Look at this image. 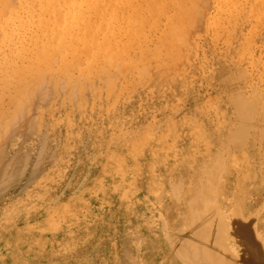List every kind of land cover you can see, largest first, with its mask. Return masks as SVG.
Instances as JSON below:
<instances>
[{"label":"rangeland","instance_id":"374dc122","mask_svg":"<svg viewBox=\"0 0 264 264\" xmlns=\"http://www.w3.org/2000/svg\"><path fill=\"white\" fill-rule=\"evenodd\" d=\"M4 1L0 264H264V1L160 0L133 44L124 17L149 0L113 18L106 0ZM95 2L125 70L54 51L53 24L100 23Z\"/></svg>","mask_w":264,"mask_h":264},{"label":"bare ground","instance_id":"6f19581e","mask_svg":"<svg viewBox=\"0 0 264 264\" xmlns=\"http://www.w3.org/2000/svg\"><path fill=\"white\" fill-rule=\"evenodd\" d=\"M101 0H98V2H100ZM137 1V0H136ZM146 1V0H145ZM148 1V0H147ZM151 1V2H150ZM167 1V0H166ZM173 1H175V0H173ZM181 1V0H180ZM189 1V0H188ZM191 2H193L192 0H190ZM247 1V0H246ZM264 1V0H263ZM5 1L3 0V3H4ZM103 2V1H102ZM116 2H118V1H116ZM148 2H150V3H148ZM147 2V4H149V5H147L145 2H144V5H147V7L148 8H146V10L145 11H141V13H139L140 11H139V9H137L136 8V10L134 9V7H133V9H134V11L135 12H137V13H132L133 12V9H132V11H131V13H132V15H129L130 14V12H129V14H127L128 13V11L127 10H130V7L131 6H133V4H132V1H131V4L132 5H130V4H127V2H126V4H123L122 5V3H123V1H122V3H121V5H120V3L118 2V3H116V4H114L115 3V0L113 1V0H108V2H107V0L104 2V3H108L107 5H108V12H110V14L112 15V18L115 16V15H117V12H118V10H122L121 12H123L124 13V11H127V15H129V17H127L126 15H124V14H122L123 16H126V17H124L125 19H126V27L129 25L130 27H135L136 29H134L133 27H132V30L128 33V34H126V33H123L122 32V34L125 36V41H126V39H127V36H128V40H129V43L130 42H132V43H130V44H133V42L136 40V39H141V35H142V30H143V28H144V26H150L151 24H150V22H149V19H148V17H150V18H152L151 16H153V17H155L156 15L154 14L155 12H156V10H159L158 8H162V4L160 5L161 7H158L159 6V3H160V0H149ZM6 3V2H5ZM5 3H4V5H5ZM96 3V7L94 8V9H96L95 11H96V14H94V18H95V15H97V17L101 20V22L100 23H98V24H95L96 22L95 21H90V20H84V18L82 17V16H80L79 18H78V20L75 22V23H70V24H67L66 23V21L64 20V19H61V20H59L58 22H55L54 24H53V26H52V30H54V33L52 34V36H51V40H52V45H53V47L55 48H52V49H54V51H58L59 49H56V47L57 48H59L60 47V49H62V46L64 45V43L66 42V41H69L70 42V44H71V46L73 47V52H74V54H75V56L74 57H76V58H74V59H76L77 60V58L78 59H81V57L83 58V57H85V61H83L82 59V61L83 62H85L86 64H87V72L88 73H90L91 72V70L94 68L93 67V63H95L94 61L96 60V55H103V58H102V56H101V58L104 60V58L105 57H107L108 59H111L112 60V63H110V65L112 66V68L114 67V66H116V64H114L113 62H119V64L120 63H122V57H123V52H125V49L127 48H123L122 47V49H120V48H118L119 50H117V48H116V50L114 51L111 47H113V46H111V45H113L112 43H110V42H107V39L105 38V39H103L105 42L104 43H102V41L100 40V43H98L97 41V39H98V34L100 35V37L102 36V34H103V32L102 33H100L99 32V30H102V31H104L105 29V27H107L108 25H109V23L108 22H105V16H106V13H105V11L106 10H104V9H106V7L103 9V7H104V4H103V7H101V3H100V7L101 8H98L99 7V5L97 4V2H95ZM124 3H125V1H124ZM140 4H142L143 2H142V0L139 2ZM172 3V2H171ZM260 3H261V1H260ZM93 4V3H92ZM135 5H136V3H134ZM181 4V3H180ZM255 4H257V3H255ZM1 5H3V4H0V7H3V6H1ZM6 5H7V3H6ZM5 5V7H6V9H7V7H8V5L6 6ZM95 5V4H94ZM94 5H92V8H93V6ZM106 5V4H105ZM164 5V4H163ZM233 5V4H232ZM236 5V4H235ZM136 6H138V4L136 5ZM167 6V5H166ZM236 6H238V5H236ZM264 6V5H263ZM139 8L141 7V5L140 6H138ZM164 7H165V5H164ZM252 7V6H251ZM262 7V6H261ZM4 8V7H3ZM92 8H91V11H92ZM98 8V9H97ZM143 8V9H142ZM141 9L142 10H144L145 9V7H142ZM255 8V7H254ZM1 10L0 11H2V8H0ZM6 9L4 8V10L6 11ZM88 9V8H87ZM167 9V8H166ZM234 9V8H233ZM262 9V8H261ZM179 10V9H178ZM232 10V9H231ZM8 11H9V9H8ZM89 11V10H88ZM242 11V10H241ZM252 11H253V9H252ZM262 11V10H261ZM3 12V11H2ZM7 12V11H6ZM6 12H4V13H6ZM10 12V11H9ZM90 12V11H89ZM107 12V11H106ZM191 12V11H190ZM189 12V13H190ZM158 13V12H157ZM188 13V12H187ZM262 13V12H261ZM110 14H108L109 15V17H110ZM121 14V13H120ZM136 14H138V16L136 15ZM230 14V13H229ZM237 14V13H236ZM0 15H2L1 13H0ZM119 15V14H118ZM122 15H120V16H122ZM181 15V14H180ZM188 15V14H187ZM5 16H6V14H5ZM92 16V15H91ZM131 16V17H130ZM136 16V17H135ZM171 16V15H170ZM262 16V15H261ZM9 17V16H8ZM87 17H88V15H87ZM89 17H90V15H89ZM96 17V18H97ZM108 17V18H109ZM158 17H159V14H158ZM167 17V16H166ZM169 17V16H168ZM185 17V16H184ZM188 17H189V15H188ZM188 17H185V18H187L188 19ZM5 18V17H4ZM120 18H122V17H120ZM172 18L174 19L175 17H173L172 16ZM264 18V17H263ZM10 19V18H9ZM89 19V18H88ZM155 19V18H154ZM156 19H157V16H156ZM166 19V18H165ZM189 19H190V17H189ZM245 19V18H244ZM98 20V19H97ZM158 20V19H157ZM169 20H171L170 18H169ZM2 21H3V19H2ZM5 21V20H4ZM172 21V20H171ZM93 22H95V23H93ZM99 22V21H98ZM125 22V21H124ZM134 22V23H133ZM152 22V21H151ZM158 23H159V21H157ZM174 21H172V23H173ZM256 22V21H255ZM108 23V24H107ZM112 23V22H111ZM152 23H154V22H152ZM176 23V22H175ZM185 23V22H184ZM5 24V23H4ZM147 24H150V25H147ZM174 24V23H173ZM256 24H258V23H256ZM262 24V23H261ZM112 25V24H111ZM169 26H170V24H168ZM175 25V24H174ZM176 25H178V24H176ZM41 26V25H40ZM55 26H56V28H55ZM139 26H141V30H140V28H139ZM165 26V25H164ZM7 27V26H6ZM114 27V26H113ZM168 27V26H167ZM253 27V26H252ZM256 27V26H255ZM75 28H77V29H79V28H82L83 29V36H82V38H80V39H77V38H75V37H73L72 35V33H73V31H74V29ZM149 28V27H148ZM153 28V27H152ZM157 28V27H156ZM56 29V30H55ZM76 29V30H77ZM111 29V28H110ZM168 29H170V28H168ZM173 29H175V28H173ZM46 29H44V31H45ZM129 29L127 28V31H128ZM136 30H138V31H136ZM255 30V29H254ZM47 31V30H46ZM56 31V32H55ZM106 31V33L108 34V32H107V30H105ZM105 31H104V33H105ZM110 31V30H109ZM115 31V30H114ZM113 31V32H114ZM120 31H122V29L120 30ZM126 30H124V32H125ZM126 31V32H127ZM174 31V30H173ZM39 32H41V30L39 31ZM81 32H82V30H81ZM116 32V31H115ZM175 32V31H174ZM254 32V31H253ZM42 33H43V31H42ZM41 33V34H42ZM50 33H52V32H50ZM176 33V32H175ZM40 34V35H41ZM44 34V33H43ZM42 34V35H43ZM78 34V33H77ZM76 34V35H77ZM111 34V33H110ZM115 34V33H114ZM127 36H126V35ZM149 34V33H148ZM166 34H167V32H166ZM6 35V34H5ZM41 35V36H42ZM48 35V34H47ZM104 35V34H103ZM116 35H117V33H116ZM115 35V36H116ZM118 35H119V32H118ZM123 35H120V36H123ZM146 35V34H145ZM256 35V34H255ZM40 36V37H41ZM45 36H46V32H45ZM105 36V35H104ZM112 36H113V34H112ZM115 36H114V38H115ZM123 36V37H124ZM150 36V35H149ZM163 36V35H162ZM181 36V35H180ZM36 37H37V35H36ZM44 37V36H43ZM81 37V36H80ZM108 37V36H107ZM144 37V36H143ZM39 38V37H38ZM37 38V39H38ZM180 38V37H179ZM101 39H102V37H101ZM109 39H111V38H109ZM108 39V40H109ZM36 40V39H35ZM41 40V39H40ZM116 40V39H115ZM49 41V40H48ZM54 41V42H53ZM111 41V40H110ZM114 41V40H113ZM176 41V40H175ZM253 41V40H252ZM39 42V41H38ZM44 42H45V38H44ZM44 42H43V44H44ZM115 42V41H114ZM138 42V41H137ZM102 43V44H101ZM139 43H140V41H139ZM39 44V43H38ZM42 44V43H41ZM46 44V43H45ZM44 44V46H45V48H46V51H48V48H50L51 49V44L48 46V48H47V45H45ZM109 44H110V46H109ZM115 44V43H114ZM136 44H138V43H136L135 42V45ZM163 44V43H162ZM251 44V43H250ZM117 45H118V43H117ZM117 45L115 46V47H117ZM127 45V44H126ZM129 45V44H128ZM173 45V44H172ZM42 46V45H41ZM137 46V45H136ZM135 46V47H136ZM140 46V45H139ZM170 46V45H169ZM174 46V45H173ZM43 47V46H42ZM71 47V48H72ZM129 47H130V45L128 46V50H129ZM134 47V46H133ZM132 47V45H131V47L130 48H133ZM170 47H172V46H170ZM142 48H144V47H142ZM163 49V48H162ZM41 49H39V53H41L42 51H40ZM45 49H44V47H43V51H44ZM122 50V51H121ZM131 50V49H130ZM130 50L129 51H127L126 50V53H128V52H130ZM46 51L44 52V53H46ZM53 51V52H54ZM60 51V50H59ZM58 51V52H59ZM135 51V50H134ZM57 52V53H58ZM131 52H132V50H131ZM250 52V51H249ZM38 53V54H39ZM43 53V52H42ZM43 53V56L45 55ZM48 53V52H47ZM47 53H46V55L45 56H47ZM55 53V52H54ZM54 53H53V55H54ZM51 55H52V53H50ZM42 55V54H41ZM52 55V56H53ZM142 55H143V53H142ZM40 55H38V57H39ZM150 57V56H149ZM107 58H105V59H107ZM116 58H117V61H116ZM131 58V57H130ZM71 59V58H70ZM107 59V60H108ZM65 60H66V58H65ZM129 60V59H128ZM131 60V59H130ZM130 60H129V62H130ZM78 61V60H77ZM100 61V60H99ZM109 61V60H108ZM65 62V61H64ZM71 62V61H70ZM70 62H68V65L66 64V63H64V64H66L68 67L69 66H71V63ZM73 62V61H72ZM75 62V61H74ZM97 62V61H96ZM105 62V61H104ZM76 63V62H75ZM74 63V64H75ZM98 63V62H97ZM131 63V62H130ZM70 64V65H69ZM81 64V63H80ZM105 64V63H104ZM113 64V65H112ZM51 65H52V62H51ZM98 65V64H97ZM100 65H102L101 63H100ZM121 66L120 67H122V64H120ZM47 66V65H46ZM49 66V65H48ZM47 66V67H48ZM78 66H79V64H78ZM132 66V65H131ZM164 66V65H163ZM172 66V65H171ZM83 67H84V63H83ZM120 67H118L119 69H120ZM49 68H50V66H49ZM79 68V67H78ZM122 68H124V66L122 67ZM65 69H67V68H65ZM74 69V68H73ZM76 69V68H75ZM118 69V70H119ZM130 69V68H129ZM80 70V69H79ZM101 70V69H100ZM104 70V69H103ZM110 70V69H109ZM124 70H125V68H124ZM124 70L123 71H119V72H124ZM75 70H72V72H74ZM76 72H77V69H76ZM118 72V74H120ZM132 72V71H131ZM67 73H68V71H67ZM93 73V72H92ZM125 73V72H124ZM64 74H65V72H64ZM69 74V73H68ZM71 74V73H70ZM91 74V73H90ZM89 74V75H90ZM102 74V73H101ZM126 74V73H125ZM105 76H107V75H105ZM111 78H112V75L110 74L109 75ZM123 76H125V75H123ZM94 77V76H93ZM113 77H115L114 75H113ZM89 78V77H88ZM106 79V78H105ZM113 80H114V78H112ZM124 80V79H123ZM127 81V80H126ZM112 83V82H111ZM126 83V82H125ZM90 84H92V83H90ZM127 84V83H126ZM111 85V84H110ZM109 85V88H111L112 89V87ZM112 85H114L115 86V84H112ZM120 87H121V85H120ZM108 88V87H107ZM108 88V89H109ZM119 89V88H118ZM126 89V88H125ZM129 89V88H128ZM113 90V89H112ZM122 90V89H121ZM119 93V92H118ZM109 94V93H108ZM116 94H117V92H116ZM115 94V95H116ZM121 94V93H120ZM105 96V95H104ZM97 97V96H96ZM107 97L109 98V95H107ZM115 98V97H114ZM92 104V103H91ZM107 107V106H106ZM97 109V108H96ZM68 118V117H67ZM90 121V120H89ZM91 122V121H90ZM168 133V132H167ZM137 136V135H136ZM138 137V136H137ZM201 138V137H200ZM134 142H135V140H134ZM138 143L140 144V142L138 141ZM146 144V143H145ZM136 145V144H135ZM174 145V144H173ZM133 147V146H132ZM141 147V146H140ZM145 147V146H144ZM195 150V149H194ZM135 151V150H134ZM166 152V151H165ZM166 155V154H165ZM193 155V154H192ZM174 157V156H173ZM182 158V157H181ZM239 163V162H238ZM189 167V166H188ZM190 169V168H189ZM116 171V170H115ZM234 171V170H233ZM166 174V173H165ZM240 178V177H239ZM247 179V178H246ZM159 184V183H158ZM220 194V193H219ZM235 204V203H234ZM218 206H219V204H218ZM177 211V210H176ZM187 212V211H186ZM238 212V211H237ZM238 214V213H237ZM168 219V218H167ZM174 220H176V219H174ZM173 222V221H172ZM216 225V224H215ZM228 225V224H227ZM224 228V227H223ZM225 229V228H224ZM252 230V229H251ZM204 233H206L207 232V230H204L203 231ZM228 234V233H227ZM233 235V234H232ZM220 236H221V234L219 233L218 235H213V237L212 238H214L215 239V241L217 242L218 240H219V244H220V242H221V240H220ZM229 237V236H228ZM227 238V237H226ZM225 238V239H226ZM251 240H252V238H251ZM256 240V239H255ZM210 241V240H209ZM256 242V241H255ZM257 244H259V243H251V247H255ZM230 246H231V244H230ZM252 251V250H251ZM255 251V250H254ZM253 251V252H254ZM250 253V252H249ZM205 255H207V253L205 254ZM250 255V254H249ZM263 255H264V252H263ZM227 256V255H226ZM206 257H209V256H205V257H203V259L204 260H207L206 259ZM251 257V256H250ZM257 259V258H256ZM261 259H262V257H261ZM210 260V259H209ZM213 260L217 263V264H224V262H223V260H221L220 258H218V257H215V258H213ZM264 261V260H263Z\"/></svg>","mask_w":264,"mask_h":264}]
</instances>
